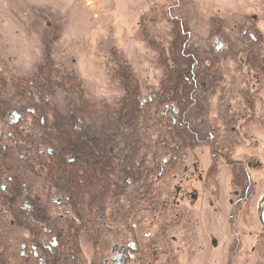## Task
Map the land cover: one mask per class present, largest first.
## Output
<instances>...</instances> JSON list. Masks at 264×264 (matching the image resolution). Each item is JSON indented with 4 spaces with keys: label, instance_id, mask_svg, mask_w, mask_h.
Here are the masks:
<instances>
[{
    "label": "rangeland",
    "instance_id": "374dc122",
    "mask_svg": "<svg viewBox=\"0 0 264 264\" xmlns=\"http://www.w3.org/2000/svg\"><path fill=\"white\" fill-rule=\"evenodd\" d=\"M171 4L170 0H0V105L8 107L0 118V131L5 113L22 110L19 99L22 107L32 105L35 96L50 102L48 111L53 109L50 105H55L63 116L82 109L78 116H84L90 137L101 132L102 148L111 142V153L118 150V161L122 163L126 157L122 168L132 164L128 162L132 152L123 147L125 142L133 145L137 141L138 153H149V130L143 128L147 136L143 142L140 127L134 134L122 130L121 137L109 136L115 127L116 101L122 96L115 69L124 64L130 67L140 86V103L145 104L151 97L149 106L157 124L162 102L170 94L160 91L163 72L156 65L159 54L148 43L151 40L168 52L172 37L161 8ZM184 4L183 14L177 16L184 15L189 21L192 39L188 50L199 61V66L185 68V73L191 70L188 73H193L198 87L196 105L186 117L196 140L192 145L181 139L176 147L170 136L162 134L161 141H168L177 163L196 162L201 169L211 163L210 145L223 153L231 149V160L250 166V185L245 191L250 190L252 195L235 207L233 192L238 189L231 186L230 171L219 161L214 199L199 195L195 206L185 210L187 216L180 229L167 237L176 241L173 251L179 248L177 264H264V229L257 217L264 194V66L261 71H244L248 68L246 52H252L264 65V0H184ZM178 7L176 3L174 10ZM249 25L261 40L248 47L242 32ZM216 37L218 41L214 43ZM42 39L51 42L53 66L49 78L53 89L49 86L50 92H41L34 82L30 94L15 96L13 81L29 77L42 61ZM245 99L250 101V108L248 104L244 107ZM168 125L163 123L158 128L166 133ZM205 139L210 148L201 143ZM160 148L161 145L158 151ZM166 159L167 154L155 162L156 166ZM149 160L148 157L145 163ZM150 180L133 179L134 185L124 197L131 200L141 192L149 195L150 188L155 193L163 189L167 196L170 194L171 202L178 179L167 176L156 181L150 176ZM244 182L243 179V185ZM140 206L135 202V213L144 211ZM150 216L151 219L140 214L134 221L140 227H149L153 235L163 217ZM93 243L88 238L87 260L95 252Z\"/></svg>",
    "mask_w": 264,
    "mask_h": 264
},
{
    "label": "flooded vegetation",
    "instance_id": "af4514ba",
    "mask_svg": "<svg viewBox=\"0 0 264 264\" xmlns=\"http://www.w3.org/2000/svg\"><path fill=\"white\" fill-rule=\"evenodd\" d=\"M246 29L242 38L248 40V47L258 44V32L250 25ZM216 40L217 37L214 43ZM257 70L244 69L245 73ZM184 75L186 80L191 76L195 80L193 73ZM20 81L29 82L30 86L35 82L31 75L15 82ZM199 86L202 90L203 85ZM24 92L21 89V96ZM172 97L171 92L162 103L160 120L170 125L187 122L186 117L195 107L196 100L182 117L181 107L172 101ZM148 101L152 102L151 97ZM17 102L22 110L16 108L6 112L0 131V264H177L179 248L173 251L176 241L167 236L180 229V223L187 216L185 210L195 206L199 195L214 199L213 182L207 179L210 165L201 169L196 162L177 163V157L171 158V154L176 153L174 150L170 153L164 140L169 159L157 167L148 162L142 167L148 172L150 168L156 169V181L167 176L178 179L172 201L163 189L156 190L154 204L145 192L142 195L141 192L136 200H130L124 193L134 185V164L122 168L126 157L118 163V150L111 153V142H106L103 149L101 132L90 137L84 116H78L82 109L63 116L55 105H50L53 112L48 111L46 106L50 102L35 96L32 105L22 107L21 99ZM247 104L250 108V101L245 99L244 107ZM13 111L20 116L10 125L9 114ZM114 118V131L108 134L112 139L117 136L118 129V118L116 115ZM91 140H95V146L87 148V142L91 143ZM202 141L209 147L207 139ZM77 142L82 146V153L74 147ZM104 155L107 161H114L105 166L108 167L106 170ZM235 162L242 163L246 171L250 167L241 161ZM167 170L175 174H168ZM230 174L231 186L238 189L233 192L236 207L246 202L252 193L245 191L246 183L240 182L242 176L235 179L231 171ZM145 177L150 183V175L147 173ZM236 181L237 185L233 184ZM135 202L143 205L140 206L143 212H134ZM140 214L150 219V215L163 217L155 234L151 235L149 227L136 225L134 218ZM88 238L94 240L92 247L95 250L89 260L85 253Z\"/></svg>",
    "mask_w": 264,
    "mask_h": 264
},
{
    "label": "trees",
    "instance_id": "16d2710c",
    "mask_svg": "<svg viewBox=\"0 0 264 264\" xmlns=\"http://www.w3.org/2000/svg\"><path fill=\"white\" fill-rule=\"evenodd\" d=\"M170 2L172 3L171 5L161 8L163 10L162 13L165 12V18L163 19L168 23L172 37V41L167 49L168 52H164V49L160 45L152 42L150 39V43L148 44L153 45L152 48L159 54L156 65L163 72L162 79L160 81V91H166L168 93L167 95L171 94V92L173 93L172 101L176 102L178 106L181 107V116L183 117L193 106V102L195 99L194 95L197 91L196 82L193 76H191L189 80L185 79V68L188 67V69H191L193 67L199 66V61L198 59L196 61L194 56L188 50L189 43L192 39L189 21L184 15L177 16V13L183 14L184 12V0H170ZM176 3H178L179 7L177 10H174ZM145 36L148 37L147 33H145ZM260 40L261 38L258 37V44L260 43ZM42 43L44 44V50L42 51V61L31 73V78L35 80L34 86L40 88L41 92L44 88L49 90V86H52V81L49 78V70L53 66V60L50 56L51 42L44 41V39H42ZM246 63L248 65V68L258 69L259 71H261L264 66L258 61V58H256L252 52L251 54H249ZM118 67L119 68L115 73V78L118 79V87H120L122 96L116 101V115L118 118L117 125L119 130L116 137H121L123 135L122 130L131 131V133L134 134L137 131L136 127H140V130L143 131V133L141 134L143 142L147 139V136L144 134L143 128L145 130H149V146L151 149L149 153L147 152L148 154L146 153L142 155L141 153H138L137 141L134 142L133 145L125 142L126 144H124L123 147L125 149H128L127 151L132 152L131 156L128 158V162L133 163L135 166L133 170V179H135L136 181L144 179L146 173L156 178L158 174L156 169L150 168L148 172L142 166L143 164H145V161L148 157L150 158L149 164L153 167L156 166L155 162L158 163V160L160 161V158H163V156L169 154V152L164 148L163 141H161L162 134L170 136L169 139H171V141L175 143V145L177 144L176 147L179 145L181 139L184 142L190 141V143L192 144L196 140L195 134H192L189 128V124L185 121L179 122L177 125L169 124L168 127H166L167 132L162 133L158 126L163 124V122L159 119L157 121V124L154 123L156 120L154 121V118L152 117V108L149 106V101L145 100V104L143 105H141L140 103V86L138 80L130 71V67L125 64ZM15 81L16 79L13 81V93L15 96H21V89L25 91L22 96H26V94L28 95L31 93V86L29 85V82L20 81L19 83H16ZM47 83L48 85H45ZM37 94H39V92H37ZM4 110H8V107L7 105L1 104L0 118L2 117ZM179 125L181 126L180 128L178 127ZM116 137L113 138L115 139ZM167 143L166 145L169 149V144ZM159 145H161V148L158 151ZM86 146L87 148H94L95 140H91V143L88 141ZM131 146L133 147L131 148ZM227 146L228 145H224L223 148H227ZM74 147L79 150L78 153H82V146L78 142L76 143V145L74 144ZM130 148L131 150H129ZM154 150L155 152H153ZM227 150L228 153H223L221 151H217L211 146V163L207 172V179L210 181L212 180L213 186L214 188H216V178L219 170L218 162L222 161L224 163V166L235 175V179L238 178V175L242 176L240 182L243 179L245 180L246 189L250 185L247 171L242 163L231 160V149ZM141 151H143V149ZM159 152L163 153L160 155ZM173 157L175 156H171V158ZM118 163H120V161H118ZM111 164H114V161H107L104 155V170L108 169V167L105 166H110ZM233 184L237 185V181L233 182ZM149 196L151 198L150 203L154 204L153 201L156 198L157 193L154 192L153 188H150Z\"/></svg>",
    "mask_w": 264,
    "mask_h": 264
},
{
    "label": "water",
    "instance_id": "95a60500",
    "mask_svg": "<svg viewBox=\"0 0 264 264\" xmlns=\"http://www.w3.org/2000/svg\"><path fill=\"white\" fill-rule=\"evenodd\" d=\"M218 49L219 48L217 47L216 50L218 51ZM19 116L20 115L16 111L11 112L9 114V124L12 125V124L16 123L18 121ZM263 215H264V194L260 198L258 208H257L258 221H259L260 225L262 226V228L264 229V217H263Z\"/></svg>",
    "mask_w": 264,
    "mask_h": 264
},
{
    "label": "bare ground",
    "instance_id": "6f19581e",
    "mask_svg": "<svg viewBox=\"0 0 264 264\" xmlns=\"http://www.w3.org/2000/svg\"><path fill=\"white\" fill-rule=\"evenodd\" d=\"M263 217H264V215H263Z\"/></svg>",
    "mask_w": 264,
    "mask_h": 264
}]
</instances>
